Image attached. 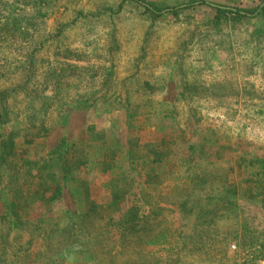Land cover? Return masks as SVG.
Segmentation results:
<instances>
[{
  "label": "rangeland",
  "instance_id": "rangeland-1",
  "mask_svg": "<svg viewBox=\"0 0 264 264\" xmlns=\"http://www.w3.org/2000/svg\"><path fill=\"white\" fill-rule=\"evenodd\" d=\"M139 1L159 9L206 1L245 14L203 5L156 14ZM139 1L0 0V92L23 83L0 135L17 113L21 126L42 121L50 135L25 155L20 146L16 161L45 158L60 139L78 143L76 156L89 158L71 169L55 205L30 212L43 229H13L5 238L10 246L0 264H23L29 252V264H55L51 250L63 253L59 264L62 257L86 260L73 244L85 238L76 222L92 206V234L135 208L134 241L156 238L135 244L136 258L130 253L123 262L134 264L149 251L152 264H264V0ZM32 44L40 47L29 61ZM190 144L204 151L188 157ZM154 148L169 154L160 179L147 172ZM95 160L103 164L92 169ZM19 164L18 181L36 188L39 165L28 172ZM59 168L47 170L60 179ZM193 173L200 183L188 184ZM167 182L176 187L163 188ZM2 193L6 217L10 193ZM73 223L75 232L64 228ZM46 232L55 238L52 249L44 245Z\"/></svg>",
  "mask_w": 264,
  "mask_h": 264
},
{
  "label": "trees",
  "instance_id": "trees-1",
  "mask_svg": "<svg viewBox=\"0 0 264 264\" xmlns=\"http://www.w3.org/2000/svg\"><path fill=\"white\" fill-rule=\"evenodd\" d=\"M139 1V0H137ZM141 2V1H139ZM147 9H149L151 12L156 14H161L162 12H172L175 13L178 9H183L187 7H193L195 5H203L210 8L215 9L217 13H237L238 17L244 16L245 12H242L237 9L233 8H227L225 6H219L210 2L206 1H200V2H191L189 4H181L178 6L168 7L165 6L162 9H159L155 6H152L148 4L146 1L141 2ZM255 15V14H253ZM37 44H32L28 50H26V55L29 61H33V57L35 58L37 54V48H39ZM20 67H24L25 63H20ZM26 79H28L27 76H25ZM25 84V81H24ZM23 83H19L15 86H13L11 89L7 90V92H4L2 90L0 92V120L3 118H8L9 113H12L13 110L10 109L8 103H10L9 100H14L18 94L22 90ZM18 93V94H17ZM37 94H32V97H37ZM15 117L13 118V121H15V124L11 125V128H9L8 132L3 133L0 135V194L6 193L4 195H7L10 193V200L8 203V206H6L5 211L7 210L6 217L0 216V231L1 228L5 229V233L1 236L3 241V245L0 246V254L6 253L7 248L10 246V243H7L5 241V238L9 236L11 231L13 229L15 230H27L29 233H33L34 231L40 229L42 227H39L37 224H40L42 220H40L38 223L30 221V212L36 211L37 209L42 210V214L44 212H47L48 205H55V203L58 201L62 188L67 185L69 182V173L71 172V169L75 168L76 170L81 169L83 166H86V164L89 161V158L87 156L83 155V153L76 156L74 153V148L78 147V143H74L71 145H68L66 142H64L63 139L58 140L53 147L48 150L46 153V156L44 158L40 156L39 158H26L21 157L20 163L23 166H26L28 168V172L31 171V168L34 166L39 165V171L41 172L39 174L41 181L40 184L36 188H31V183L27 184L21 183L18 181L19 178V171L17 170V167L20 166L19 162L16 161L17 156V150L22 147V149H19L20 153L26 154L27 151H29V148L32 146L34 141L39 138H44L50 135L49 133V127L46 126L42 121L40 122H31L28 126H21L20 122L16 119L17 113L14 114ZM29 117H32L30 115ZM34 118L38 117V114L36 116H33ZM46 118V117H45ZM6 121V120H4ZM24 132V134H23ZM21 139V140H18ZM18 140V141H17ZM21 141V142H20ZM130 143V142H129ZM198 149V147H195L194 144H190L187 148V150H195ZM158 148L151 149L150 156L151 158L148 160V164L146 165L148 167V174L153 175V178H159L158 175L161 177V175L165 176L168 174V170H166V164L168 163V153L163 151H158ZM72 154H70V152ZM129 151H132V149H129ZM198 152L204 151L200 148L197 150ZM196 152V151H194ZM129 155L131 156V153L129 152ZM193 152L191 151L188 154V157H193ZM96 164H91L90 167L92 169H97L98 165L103 164L102 162L95 160ZM133 162V161H132ZM59 164L60 168V179L57 178L55 171L53 170H47L50 169L52 165ZM42 164V165H41ZM105 166L103 169H108L109 164H104ZM146 167V168H147ZM47 170V172H45ZM14 179V182L12 181ZM160 179V178H159ZM155 180L157 184H160V180ZM162 180V179H161ZM165 180V179H164ZM201 182V181H200ZM199 182V174L193 173V176H191V180L188 182V184L194 185L200 183ZM182 184H185V181L181 182ZM187 183V182H186ZM162 185V183H161ZM167 186L176 187L175 185L170 184L167 182L163 188H166ZM261 191V189H260ZM264 191V190H263ZM2 193V194H3ZM35 203H37L35 205ZM227 203H229L227 201ZM183 204H181L182 206ZM231 205V204H229ZM90 208L85 209L81 212L80 220L76 223L78 224L77 228L79 232H82L85 234V238L81 241L80 244H73L77 247H81L83 251L86 252L85 259L82 258H76L73 261L75 264H90L89 262H93V264H96L97 260H99L100 264H129L128 261H124L129 258H136L138 252L133 250H138V248H135V244L137 246H141L143 244V241H153L156 238L151 237H145L142 236L143 234L139 235L138 239L134 241L135 236L132 237L130 235L129 230L135 229L136 225H131L130 223H134L135 219H138L140 217L139 212L135 208L128 209L125 213L120 214V216H110V218L106 221V223L103 225L104 228H107V232H99L97 234H92L88 229V227L93 226L90 224L93 217L92 210L94 206ZM102 208V207H101ZM44 210V211H43ZM4 211V210H3ZM162 211L159 210L158 212ZM184 212V211H183ZM68 214V213H67ZM147 218L142 217L140 220L141 222L144 221V219ZM147 220V219H146ZM76 223L67 224L64 228H69L72 232H75L73 229V226L76 225ZM88 223V224H86ZM139 223V222H138ZM136 223V224H138ZM9 225L10 227H7ZM43 226V225H42ZM99 227V226H98ZM102 227L99 228V231ZM43 229V228H42ZM47 229V228H46ZM145 229V226H142L139 230ZM104 231V230H103ZM138 231V228H137ZM77 232V230H76ZM71 235V234H70ZM51 234L46 232L42 239L46 241L44 244L45 246L48 245L49 249H52V243L55 240L50 238ZM153 236V235H152ZM14 238V237H13ZM9 239V238H7ZM33 239V238H32ZM32 239L26 240L24 242L25 251H31L32 246ZM44 242V241H43ZM18 244L17 249L22 248ZM70 245V244H69ZM119 247V250H115V247ZM15 247V248H16ZM82 250L78 252L79 254H82ZM53 250H51L49 253L53 257H56L53 262L55 264H59L58 259L59 256H61L63 253H53ZM37 253V252H36ZM47 254L46 251L39 252L38 257L41 258L42 255ZM147 257L139 258L137 259L134 264H141L140 261L143 260V262H147L148 264H152L150 259V252L146 251ZM31 257V252L27 253L24 256L23 264H29L28 261ZM51 258L48 259V261H51ZM35 259V258H34ZM147 260V261H146ZM67 260H65V257H62L61 262L62 264H74L73 262L67 263ZM117 262V263H115ZM98 263V264H99ZM8 264H13V262H9Z\"/></svg>",
  "mask_w": 264,
  "mask_h": 264
}]
</instances>
